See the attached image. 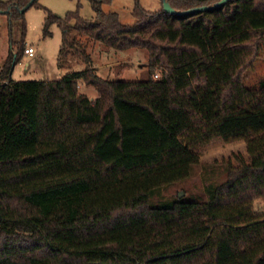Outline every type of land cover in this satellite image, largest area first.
<instances>
[{
  "label": "trees",
  "instance_id": "trees-1",
  "mask_svg": "<svg viewBox=\"0 0 264 264\" xmlns=\"http://www.w3.org/2000/svg\"><path fill=\"white\" fill-rule=\"evenodd\" d=\"M29 1L0 0L9 30L23 27L0 62V264H264V213L254 208L264 200V80L243 85L264 36V0L182 16L137 1L132 25L103 10L110 0H89L91 19L79 2L63 16L43 8V37L53 25L61 33L58 65L78 55L86 69L13 81L24 13L41 7L23 10ZM219 1L167 0L177 11ZM80 37L145 50L146 78L98 77ZM79 80L95 87L94 100ZM237 139L247 155L201 200L150 204L192 175L200 147Z\"/></svg>",
  "mask_w": 264,
  "mask_h": 264
},
{
  "label": "rangeland",
  "instance_id": "rangeland-1",
  "mask_svg": "<svg viewBox=\"0 0 264 264\" xmlns=\"http://www.w3.org/2000/svg\"><path fill=\"white\" fill-rule=\"evenodd\" d=\"M149 11L162 8L161 0H110L103 4L106 12L118 13L121 23L132 25V15L136 2ZM80 3V14L85 19L94 17L89 0H38L41 7L32 6L24 13L25 38L24 48L31 46L34 49L32 57L23 54L13 68V81H56L72 71L86 69V63L80 56H70L61 66L58 65V54L61 46V33L56 25L51 27L52 35L43 37L42 25L45 17L43 8L51 10L58 16L76 9ZM22 22H12L9 30L7 18L0 16V62L2 63L9 51L10 40L20 43L22 39ZM85 52L91 57V67L95 74L106 80L141 81L146 78L148 57L145 50L127 49L114 50L105 47L99 42L80 37ZM259 51L252 65L243 72V85L247 88H257L264 80V36L259 42ZM16 47L13 52H16ZM158 75L159 70H156ZM160 76V75H159ZM80 93L94 100L97 92L94 86L83 80L78 82ZM199 164L194 168L192 175L181 182L163 187L155 192L150 200L151 205L168 202L177 198L185 200H201L210 185H218L226 179V168L235 163L238 155L246 156V142L243 139L232 141L215 140L198 150ZM254 208L258 213H264V200L256 199Z\"/></svg>",
  "mask_w": 264,
  "mask_h": 264
},
{
  "label": "water",
  "instance_id": "water-1",
  "mask_svg": "<svg viewBox=\"0 0 264 264\" xmlns=\"http://www.w3.org/2000/svg\"><path fill=\"white\" fill-rule=\"evenodd\" d=\"M35 0H30L28 2V4L26 5V7L23 9H27L29 8L32 3ZM162 1V9L172 15H178V16H182V15H189L195 12H204V11H212L214 9H218L220 7H222L225 3H227L229 0H220L219 2L213 4V5H209V6H201V7H195L192 9H188V10H184V11H177L175 10L173 7H171V5L167 2V0H161Z\"/></svg>",
  "mask_w": 264,
  "mask_h": 264
},
{
  "label": "built area",
  "instance_id": "built-area-1",
  "mask_svg": "<svg viewBox=\"0 0 264 264\" xmlns=\"http://www.w3.org/2000/svg\"><path fill=\"white\" fill-rule=\"evenodd\" d=\"M24 54L32 57L34 55V49L33 47L31 46H27L25 49H24ZM156 77V76H155Z\"/></svg>",
  "mask_w": 264,
  "mask_h": 264
}]
</instances>
